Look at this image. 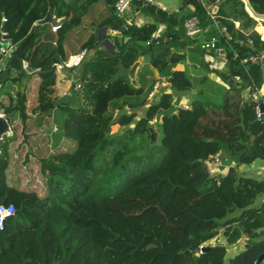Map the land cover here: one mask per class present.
I'll use <instances>...</instances> for the list:
<instances>
[{"label":"trees","instance_id":"1","mask_svg":"<svg viewBox=\"0 0 264 264\" xmlns=\"http://www.w3.org/2000/svg\"><path fill=\"white\" fill-rule=\"evenodd\" d=\"M99 1L110 14L100 12L98 25L116 30L115 51L101 48L95 30L84 27ZM117 1L0 0V112L14 132L0 144V204L16 208L0 229V264H143L154 252L179 264H257L264 254V178L238 167L264 160V118L256 114L264 103V40L253 32L264 19L243 0H182L177 12L132 0L154 18L139 25L115 12ZM248 1L264 16V0ZM51 13L52 22L62 17L57 32L47 23ZM193 16L204 41L216 38L226 49L228 63L217 72L226 85H209L207 99L186 108L180 103L195 82L177 65L190 54L209 68L204 41L186 33ZM159 23L167 25L163 34ZM84 51L77 66L59 69ZM89 51L95 54L86 59ZM138 61L134 82L123 72ZM154 70L169 85L150 99ZM63 71L70 77L62 81L71 82L64 93L57 88ZM35 75L32 113L42 118L58 108L63 116L49 155L34 153L36 141L30 148L40 158L45 195L26 185L18 166L10 176L17 122L27 141L32 128L27 92ZM219 151L234 165L210 175L206 161ZM241 241L243 249L226 260L228 247Z\"/></svg>","mask_w":264,"mask_h":264},{"label":"rangeland","instance_id":"2","mask_svg":"<svg viewBox=\"0 0 264 264\" xmlns=\"http://www.w3.org/2000/svg\"><path fill=\"white\" fill-rule=\"evenodd\" d=\"M204 39H205V35H201L198 37L199 41H204ZM192 75L194 78L193 80L195 82L194 91L197 93V95L194 97V96H191V95H194V93H191V94H185V96H183L185 97L186 100H188V102H184V103L188 105H190V102H192L193 100H200L202 98L206 100L207 99L206 96L209 94V81L208 82L206 81L205 83L201 80V78H198L195 76V75H201L200 73L195 74V75L192 74ZM61 77H62V74L59 73V83L57 84V88L61 89L59 90V92L64 93L65 91L69 89L71 82L67 81L66 83H64ZM39 83H40V78L38 77V75H35L29 83L30 89L28 90L27 93H28V105H29V110L31 113H32V109L34 108L37 102ZM153 101L154 100H152V102ZM40 117H41L40 114L32 113V117L29 123L30 125H32V128L27 130V133H29V136H30L28 141L25 140L26 133L23 132L22 130L24 125L20 121H18L16 125V130L18 132L17 138L19 137V139L16 138L15 142H12L9 145L8 149L10 151V156H11L10 176L13 177V175L15 174L16 166H18V168L19 167L22 168L20 169V173L22 177L25 178L26 185L33 189L35 188L41 195H45L46 194L45 178H44V175L40 173L41 172L40 158L42 155L39 154L40 158H36V159L35 157L32 158L30 155L29 160L26 163L24 162V158L27 154H31L27 150V145H30L29 141H36V139H38L41 145H43L42 150H40L41 152H44L43 154L49 155L52 152L53 144H54L53 139H55L54 138L55 134L58 135V131L60 130V127L62 126L63 116L60 110L56 108L52 112L47 113L44 117L42 118ZM118 129H119L118 125H114L112 127L113 132H118ZM44 139L48 141V144H47L48 146H46L47 150H46V147H44V145H46V143L45 144L43 143ZM23 143L27 145H23ZM24 146H25V149L24 151L21 152L23 154H21L20 151ZM245 165L246 164L240 165L239 170H243ZM222 240L225 241L224 238H222ZM243 244L244 242L241 241L237 243L236 245L229 246L226 260L234 256L238 252H240L239 250L243 249L242 248ZM143 264H179V259H174V260L169 259L168 257H166L165 255L161 253L154 252V255L152 256L151 260L150 261L146 260Z\"/></svg>","mask_w":264,"mask_h":264},{"label":"crops","instance_id":"3","mask_svg":"<svg viewBox=\"0 0 264 264\" xmlns=\"http://www.w3.org/2000/svg\"><path fill=\"white\" fill-rule=\"evenodd\" d=\"M152 4H155L157 7L161 8V9H163L165 11H168V12H177V11H179V9L182 6V0H156ZM246 8H247V6H246ZM189 9H192V7H189ZM247 10L250 12V10L248 8H247ZM103 11H106V12L104 13ZM100 12H103V16H105V17L109 16V14H110L109 11H108L107 5L104 2H102V1H99V2H97L95 4V6L93 7V9H92V11L90 13V16H88L87 19L84 21V27L86 29H88L90 32L95 30L96 40L100 41V47L101 48H104V49L109 50V51H115L116 50V45H115V41H114V36H116L115 35L116 34V30L111 28L108 25H106V26L105 25H103V26L98 25V23L100 24V22L102 21L100 19V16H101ZM98 15H100V16H98ZM127 16L130 17L131 22L134 21V22H136L139 25L149 24V23L154 22V18L151 15L144 14L140 10L134 9V7H131L127 11L126 17ZM257 19H259V18H257ZM58 21H60L62 23V17L56 19V22H58ZM56 22H53V23H56ZM236 23H238V22L236 21ZM48 26L51 27V29H52V24L51 23ZM262 28L264 29V25L260 24L253 30V32L257 33V34H260L262 36V39L264 40V32H258V30H260ZM166 30H167V25L165 23H159L158 34H163V33L166 32ZM92 54H95V52L94 51H89L87 53L86 59L89 56H91ZM85 55L86 54L84 52L78 53L76 55H72L70 57V60L72 58H74V57L80 56L78 62L75 65H73V66H77L81 62V60L83 59V57ZM263 56H264V54H263ZM208 66H209V68L206 69V67L200 65L196 60L192 59L191 55L189 54L186 57L185 61H183L182 63L177 65V69L184 70L185 68H188L190 73H191V75L192 74L195 75V74L200 73L201 75H195V76L198 77V78H201V80L204 79L205 77L209 78V85H211V86H215L216 84H214V83L226 85L221 80V78L218 76L217 72L227 69V65L222 67L221 69L213 68V67L210 66V64ZM154 71H155V77L156 78L159 77V73L156 70H154ZM61 74H62L61 78H63L64 75H66V77H70L69 72L66 73L65 71H63V73H61ZM71 79L75 80V77H72ZM63 81L65 82V80H63ZM193 93H194V95H191V96H196L197 95V93L194 90H193ZM259 93H260V96L262 97V92L259 91ZM245 95L249 96L250 94H248V91H246ZM183 101L186 102V100H183ZM17 139H19V137ZM36 141H37L36 142L37 147H33L34 153L35 154H37V153L43 154L44 152L40 151V150H42L43 145H41V143H40V141H38V139H36ZM33 142L34 141H29L30 145H27V144L23 143V145H27V150L29 152L32 150L30 148H31V145L33 144ZM43 143L44 144L46 143V145H44V147L48 146L47 145L48 141L46 139L43 140ZM24 149H25V146L21 149L20 153L22 151H24ZM46 150H47V147H46ZM52 151H53V149H52ZM21 154H23V153H21ZM30 155H31L32 158H34V154L31 153ZM35 159H36V157H35ZM24 162L26 163L28 161L24 160ZM25 163H23V164H25ZM233 165H234V163L231 164V166H233ZM19 169H22V168L19 167ZM228 169L222 170V172L226 173L228 171ZM238 169H239V167H238ZM239 172L242 173V174H247V175H252V176L264 178V160L263 159H257L256 161H254L251 164H246L244 166V169L243 170H239ZM22 179L25 180L24 177H22ZM241 250H239V251H241Z\"/></svg>","mask_w":264,"mask_h":264},{"label":"built area","instance_id":"4","mask_svg":"<svg viewBox=\"0 0 264 264\" xmlns=\"http://www.w3.org/2000/svg\"><path fill=\"white\" fill-rule=\"evenodd\" d=\"M144 1H146L148 3H154L156 0H144ZM202 1L207 2L209 0H202ZM131 3H132V0H118L115 4V7H114L115 12L120 17H126L127 11L131 8ZM212 17H215V16L212 15ZM47 23L52 24V30L55 32L61 27L60 21H58L56 23H53V22H47ZM129 23H131V20H129ZM237 25H238V23H237ZM184 26L186 29V33L189 36L193 37L197 33H200V35L202 33V29L199 25V20L195 16L187 19L185 21ZM203 48L207 50L206 61L208 62V64H210L211 67L221 69L222 67L227 65V63H228L227 51L223 46L218 45L216 38L205 40L203 43ZM1 50L5 54L9 53V50L5 46L1 47ZM84 53H85V51H84ZM234 57H239V54L237 52H234ZM250 59H254V57H251ZM262 59H263V56H262ZM247 61H248V58H244L242 60L243 63H246ZM69 62H70V59L67 63H64V64L59 63L57 65H58L59 69H62L64 66L73 67V66L69 65ZM168 85H169V82L166 78L159 77L158 80L156 81V83L154 84L153 89L151 90V92L149 94V98L153 99L160 87H162V86L168 87ZM251 95L256 101H260L261 96H260V93L258 90L253 91L251 93ZM180 106H183L186 108L189 107V105L184 103V102L180 103ZM0 114L5 115V113H3V112ZM256 114H257L258 118H262L263 111L261 109L260 103H258L256 106ZM206 167H207V170L210 173V175H215L217 172H219V171L222 172V170H226L229 167H231V164L228 163V159L224 158L222 152L219 151L214 155V157H212L211 159L206 161ZM15 213H16V208H15L14 204H12V203L0 204V229L4 228L5 221L9 217L13 216ZM203 249H204V245H201L199 248V252H203Z\"/></svg>","mask_w":264,"mask_h":264},{"label":"water","instance_id":"5","mask_svg":"<svg viewBox=\"0 0 264 264\" xmlns=\"http://www.w3.org/2000/svg\"><path fill=\"white\" fill-rule=\"evenodd\" d=\"M243 1L245 2L246 6L250 10V12L256 18L264 19L263 15H259L254 11V9L252 8V6L248 0H243ZM209 2L214 4L217 2V0H209ZM217 8H218L217 6L214 8V13L217 11ZM52 21H53V13H51L49 15V17L47 18V22H52ZM199 36H200V33H197L194 35V37H199ZM263 54H262V56H263ZM139 65H140V61L136 62L130 69L125 70L123 73L130 76L133 79V81L136 82L135 77H136V72H137ZM261 109L263 111L262 118H264V103L261 104ZM13 133L14 132H13V129H12V126H11L9 120L6 118V116L4 114H0V144H1V141L3 140L5 135L12 136ZM0 152H1V149H0ZM203 251H204V249H203ZM263 258H264V254L259 257L257 264H260L261 261L263 260Z\"/></svg>","mask_w":264,"mask_h":264},{"label":"bare ground","instance_id":"6","mask_svg":"<svg viewBox=\"0 0 264 264\" xmlns=\"http://www.w3.org/2000/svg\"><path fill=\"white\" fill-rule=\"evenodd\" d=\"M79 58H80V56H77V57L72 58V59L70 60V62H69V65H70V66L75 65V64L78 62Z\"/></svg>","mask_w":264,"mask_h":264}]
</instances>
